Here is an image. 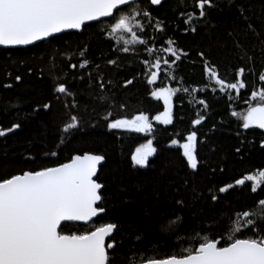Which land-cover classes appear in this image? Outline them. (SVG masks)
<instances>
[{
    "label": "snow or ice",
    "instance_id": "snow-or-ice-1",
    "mask_svg": "<svg viewBox=\"0 0 264 264\" xmlns=\"http://www.w3.org/2000/svg\"><path fill=\"white\" fill-rule=\"evenodd\" d=\"M147 3L149 6L162 8L167 0H147ZM131 4L132 0H0V46L10 48L50 42L56 38V34L67 30L83 34L84 29L93 26L92 22L100 23L101 18L112 17L115 18V23L107 29V33L112 41L120 45L116 51L129 53L133 46L141 45L146 47L149 55L155 57L153 60H143L147 83L155 85L165 66L170 69L187 57L188 53L179 46L178 40L169 36L164 41V46L158 49L166 58L156 55V51L147 45L163 40L171 24L166 16L154 13L152 7L136 8L116 18L115 14L121 11L122 6ZM226 8L229 14L234 10L238 17L239 22L234 30L228 32V36L239 49L237 59L245 63L231 69L233 79L227 80L220 74L219 66L208 60L205 52L200 51L198 55L203 61L208 80L213 82V92L219 91L226 95L234 92L239 96L241 90L247 88L249 75L258 79L261 88L251 91L245 101L248 108L241 116L242 127L264 130V28H257L242 0H228L227 4L223 0H192L191 4L188 0H179L173 8V11L178 12L173 32L195 34L199 22L209 19L210 10L224 12ZM141 17L147 19V25ZM181 20L184 24L182 30L179 24ZM147 28H152L154 33L160 35L154 36L151 41L145 40L140 34ZM249 38L255 41L251 47L244 43ZM77 50L80 58L73 62V57L69 56L68 67L73 71L91 68L94 63L89 58L91 45L78 44ZM258 55L259 70L256 68ZM106 63L109 66L119 64L115 59H108ZM99 70L100 65L97 64L96 72L99 73ZM165 74L175 80L173 73ZM22 79L21 75H15V81L21 82ZM80 79L83 80V76ZM89 82V87L98 88L101 93L107 92L111 84L110 80L106 83L102 75L93 77L89 74ZM133 82L132 79H125L123 86L127 87ZM4 87L10 90L12 85L5 84ZM180 91L192 95L198 89L158 87L150 93L157 101L163 102V111L157 115L150 118L140 112L131 119H112L109 114L102 119L110 131L130 130L151 134L154 130L153 121L162 125L173 124V97ZM54 92L57 96H76L62 82L54 85ZM101 98L105 102L108 100V97ZM231 99L229 95V100ZM193 101L203 109L198 110L197 118L192 120L194 130L184 137L183 143L178 139L170 141L171 145H178L182 149L180 169L173 175L160 177L162 189L156 193L154 203L146 204L139 220L128 225L127 229H124L122 221L117 220L99 224L86 231L65 232L66 222L79 221L87 224L109 211L105 196L106 185L99 182L98 176L99 167L107 157L99 147L77 149L66 162L56 163L54 166L37 164L41 159L40 154H29L22 162L36 166L27 169L18 167L21 163L18 157L13 159L7 152L0 154V264H264V197L257 198L237 211L234 217L231 214L221 215V209L231 211L232 205L226 197L230 191H236L237 186L243 189L251 182V193L264 190V170L244 175L234 182H212L209 177L226 171L225 160L214 165L200 155L198 145L207 144L209 138L204 134L205 139L200 140V134L195 129L206 121L204 112L210 105L205 99L196 100L194 95ZM71 107L78 105L73 103ZM50 110V103L37 104L28 113V117L39 118L41 111L46 113ZM4 114L9 113L7 110L0 113ZM232 115L236 116L237 113L233 111ZM80 120L79 116L72 115L70 122L65 123L60 130L61 133L80 130ZM26 122V118L17 114L9 127L0 123V138L7 139L9 134L22 130ZM215 130L216 125L213 124L211 131ZM60 143L63 144L64 141L61 140ZM243 143L241 141V146L234 149V154L241 158ZM260 147L264 149V140ZM211 151L215 152V148ZM41 152L45 159L58 155L57 151L51 149L47 152L41 149ZM155 152L153 141L149 139L132 154L133 166L147 168L149 158ZM170 168H174V165H170ZM201 168L209 169L207 176H201ZM127 204V201H120L122 208L127 207ZM164 209L171 211L164 212ZM165 217L170 226L161 231L159 221ZM181 227L201 233L191 247L163 253L157 249L152 256L141 255L142 250L137 247L139 243L158 240L164 232L176 235ZM122 229L135 238L127 251L125 243L116 239ZM213 230L214 234L203 235ZM225 231L229 235L225 236ZM121 256L124 257L123 260Z\"/></svg>",
    "mask_w": 264,
    "mask_h": 264
},
{
    "label": "trees",
    "instance_id": "trees-1",
    "mask_svg": "<svg viewBox=\"0 0 264 264\" xmlns=\"http://www.w3.org/2000/svg\"><path fill=\"white\" fill-rule=\"evenodd\" d=\"M242 2L248 8V15L257 28H264V0H242ZM178 3L179 0H167L162 8H157L149 6L147 0H137L132 2L131 6H123L121 11L115 14L116 16L128 14L136 8L152 7L154 13L167 17L171 27L168 28L163 40H158L155 44L149 43L147 47H152L156 55L166 58L165 54L158 49L164 46V41L169 36H172L188 53L187 57L182 58L170 69L165 66L155 85L147 83L143 65L144 59L153 60L155 57L149 55L146 47L141 45L133 46L129 53L116 51L120 45L112 41L107 33V29L111 27L115 19L112 17L101 19L100 23L92 22L93 26L84 29L83 34L68 31L56 35V38L50 42H38L25 47H0V113H4L5 110L9 113L0 115V123L9 127L17 114L27 120L22 130L9 134L7 139L0 138V154L7 152L13 159L18 157L21 160L18 167L25 169L36 166L22 162L23 158L29 154L39 153L41 159L37 161V164L43 163L50 166L66 162L77 149L99 147L107 157L99 167L98 176L99 182L106 185L108 213L101 214L87 224L66 222L65 232L86 231L99 224L117 220L122 221L124 229H127L128 225L139 220L146 204L154 203L156 193L162 189L160 177L173 175L181 167L183 160L181 150L178 145H171L170 141L178 139L181 143L184 137L194 130L192 120L197 118V111L203 109L193 101V95L196 100L205 99L210 105L204 112L206 121L195 129L200 134V140L205 139L204 134H207L209 138L207 144L198 145L199 153L207 158L208 163L214 165L225 160L226 171L223 174L217 173L215 177H209V179L214 183L234 182L235 179L242 178L247 173L264 169V149L260 147L261 141L264 140V130L256 127L243 129V121L232 115L233 111L236 112L248 106L245 101L249 98L251 91L261 88V84L256 77L249 75L247 88L241 90L239 96L234 92L228 95L219 91L213 92V82L208 80L203 61L198 55L200 51L205 52L208 60L213 65L219 66L222 76L227 80L233 79L231 69L245 63L237 59L239 49L235 47L233 39L228 36V32L234 30L239 22L235 11L229 14L227 8L224 12L210 10L209 19L199 22L198 31L195 34H183L182 31L174 33L173 28L178 12L173 11V8ZM188 3L191 4L192 0H188ZM223 3L227 4L228 0H223ZM141 19L145 25L148 24L147 19L142 17ZM179 24L182 30L183 21H179ZM140 35L145 40L151 41L154 36L160 34L154 33L152 28H147ZM84 43L91 45L89 58L93 59L94 63L89 69L73 71L68 67V58L72 56L73 62L78 60L80 57L77 45ZM244 43L251 47L255 41L249 38ZM108 59L118 60V66L107 65ZM97 64L100 65L99 73L96 72ZM256 68L257 70L260 68L259 55ZM168 72L175 75V80L165 74ZM16 74L22 76L21 82L15 81ZM89 74L93 77L102 75L106 83L110 80L108 91L101 93L98 88L89 87ZM81 76L83 80L80 79ZM125 79H132L134 82L124 87ZM57 82L66 83L76 96L63 94L57 96L54 92V85ZM5 84H11L12 88L6 89ZM158 87L196 88L198 92L190 95L180 91L173 97V124L162 125L153 121L154 130L151 134L107 129L102 117L109 114L112 119H117L131 118L144 112L151 118L162 112L163 102L157 101L150 95L151 91ZM229 95L232 97L231 101ZM102 96L108 97L107 102L101 98ZM43 103H50L51 110L46 113L41 111L39 118L28 117L33 107ZM73 103L78 107H71ZM72 115L81 118L80 130L62 134L60 130L65 123L70 122ZM213 124L216 125L214 132L211 131ZM147 139L153 141L155 155L149 160L147 168L134 167L131 154L140 143ZM61 140L64 141L63 144L60 143ZM241 141L244 142L242 158L234 154L235 147L241 146ZM212 148H215V152L211 151ZM41 149L44 152L49 149L57 151L58 155L48 156L45 159ZM170 165H174V168H170ZM208 172V168L200 170L201 176H207ZM251 186L249 182L243 189L237 186L236 191H230L226 200L232 205L231 211L227 208L221 209V215L231 214L234 217L237 211L250 205L257 198L264 197V190L254 194L250 191ZM121 200L128 202L127 207H121ZM162 211L170 212L171 209ZM159 223L161 231L170 226L167 217ZM193 227L198 228V226ZM155 230L154 224V233ZM211 234H214V230L203 233V235ZM200 235L199 231L193 232L186 227H181L176 235L164 232L158 240L151 239V242L145 240L137 247L142 250L141 255L152 256L157 249L163 253L191 247ZM224 235H229V232L225 231ZM116 239L118 242L125 243V251H127L135 238L122 229ZM123 259L124 257L121 256V260Z\"/></svg>",
    "mask_w": 264,
    "mask_h": 264
},
{
    "label": "rangeland",
    "instance_id": "rangeland-1",
    "mask_svg": "<svg viewBox=\"0 0 264 264\" xmlns=\"http://www.w3.org/2000/svg\"><path fill=\"white\" fill-rule=\"evenodd\" d=\"M120 15H123V14H118V15L116 16V18H118ZM114 23H115V19H114L113 24H114ZM257 90H260V89H257ZM247 108H248V106L245 107V108H242V109L236 111V113H237L236 116H237L240 120H242L241 116H242V114H243L244 112H246ZM131 118H132V117H131ZM131 118H127V119H131ZM146 141H148V139H147V140H144L142 143H140L139 146L145 144ZM259 170H264V169H259ZM256 171H258V170L252 171V172L247 173V174H245V175L252 174V173H254V172H256Z\"/></svg>",
    "mask_w": 264,
    "mask_h": 264
},
{
    "label": "water",
    "instance_id": "water-1",
    "mask_svg": "<svg viewBox=\"0 0 264 264\" xmlns=\"http://www.w3.org/2000/svg\"><path fill=\"white\" fill-rule=\"evenodd\" d=\"M134 1H137V0H132V2H134ZM123 7V6H122ZM108 18H110V17H108ZM101 19H105V18H101ZM68 31H76V30H67L66 32H68ZM56 35H58V34H56ZM38 43V42H37ZM0 47H3V46H0ZM16 47H25V46H16ZM3 48H5V47H3ZM10 48H15V47H10ZM187 136V135H186ZM185 136V137H186ZM184 142V140L181 142V143H183ZM147 143V141L145 142V144ZM138 147H140V146H138ZM138 147H136L134 150H133V152H132V154L135 152V150L138 148ZM154 147V146H153ZM181 150V153H182V149H180ZM132 154H131V157H132ZM155 155V153L153 154V156ZM182 155V154H181ZM153 156L152 157H150L149 158V160L151 159V158H153ZM132 161V160H131ZM136 167H138V166H136ZM139 168V167H138ZM95 218H93V220H94ZM77 223H81V224H86V223H84V222H79V221H77Z\"/></svg>",
    "mask_w": 264,
    "mask_h": 264
}]
</instances>
